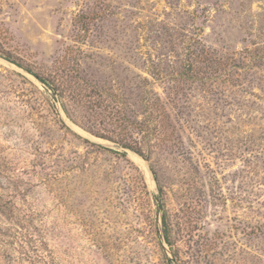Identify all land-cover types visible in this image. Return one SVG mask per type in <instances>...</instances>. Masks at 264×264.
I'll return each instance as SVG.
<instances>
[{
	"label": "rangeland",
	"instance_id": "1",
	"mask_svg": "<svg viewBox=\"0 0 264 264\" xmlns=\"http://www.w3.org/2000/svg\"><path fill=\"white\" fill-rule=\"evenodd\" d=\"M0 264H264V0H0Z\"/></svg>",
	"mask_w": 264,
	"mask_h": 264
}]
</instances>
